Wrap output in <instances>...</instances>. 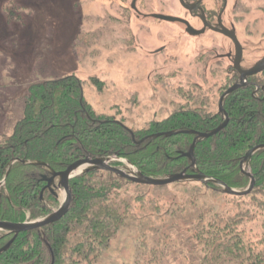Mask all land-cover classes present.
<instances>
[{"label": "trees", "instance_id": "trees-1", "mask_svg": "<svg viewBox=\"0 0 264 264\" xmlns=\"http://www.w3.org/2000/svg\"><path fill=\"white\" fill-rule=\"evenodd\" d=\"M90 81L102 90L97 79ZM81 85L79 79L69 76L29 87L22 119L11 135L0 138V184L4 180V186L0 187L1 222L25 223L50 214L59 202L48 192L40 200V191L46 185L42 177L62 172L86 157L116 156L151 178L194 170L229 188L238 191L247 188L249 179L241 174L240 161L248 150L264 144V100L260 103L253 98L252 88L236 90L228 96L223 105L229 117L227 126L215 136L197 142L195 168L190 169V161L182 154L188 151L193 135L154 140L147 137L170 131L208 133L215 129L221 119L198 89L182 93L185 103L178 105L169 118L130 132L122 121L96 115L84 102ZM142 139L145 141L137 145ZM12 160L18 162L6 175ZM20 161L40 162L46 167L23 165ZM112 165L122 166L121 162ZM249 174L255 185L244 197L222 195L213 184L191 183L212 194L230 197L234 203L230 209L200 211L195 223L194 220L187 223L193 226L187 233L193 236L189 240L199 257L194 261L186 258L184 264H264V150L253 155ZM69 186L73 199L68 213L43 228V234L37 231L18 234L9 248L0 253V264L89 262L108 246L127 220L131 203L122 197L120 190L126 186L148 187L108 172L80 175ZM143 194L136 195L140 199ZM43 235L50 246L52 261L42 242ZM180 236L184 238V233ZM11 238V234L0 232V249Z\"/></svg>", "mask_w": 264, "mask_h": 264}, {"label": "rangeland", "instance_id": "rangeland-1", "mask_svg": "<svg viewBox=\"0 0 264 264\" xmlns=\"http://www.w3.org/2000/svg\"><path fill=\"white\" fill-rule=\"evenodd\" d=\"M215 1L220 7L221 0H207L206 7L213 8ZM131 2L0 0V138L11 135L22 119L30 86L69 76L82 82V98L96 115L122 121L130 132L166 119L176 103L184 104L180 91L186 83L199 84L217 112L224 67L204 75L202 58H211L213 48L226 52L229 43L211 33L192 39L178 24L139 17ZM136 8L142 15L184 18L196 26L178 0H138ZM226 12L244 49L243 66L251 67L264 56V0H227ZM91 79L102 84L101 91ZM120 193L131 203L126 222L95 258L78 264L194 261L199 255L187 223H195L200 211L230 209L234 203L191 183L126 186ZM62 198L59 191V204Z\"/></svg>", "mask_w": 264, "mask_h": 264}, {"label": "water", "instance_id": "water-1", "mask_svg": "<svg viewBox=\"0 0 264 264\" xmlns=\"http://www.w3.org/2000/svg\"><path fill=\"white\" fill-rule=\"evenodd\" d=\"M135 1H133L131 5V9L134 11H137L135 8ZM178 1H179V4L184 9L188 11L192 9L191 7L187 6L183 0H178ZM150 18L158 20V21L167 22V23H183L186 25V32L192 36L194 35L197 36L203 33V31L196 32L186 22L176 17L164 16L160 14H152L150 15ZM232 32L233 33H231V35L229 34L227 35L234 42L236 53L239 54L240 47L235 38L234 31ZM222 33L226 34L225 31H223ZM237 69L240 75L238 82L234 84L232 87H230L229 89H227L218 100V114L221 117L222 121L215 129L211 130L208 133H198L194 131H170V132L150 135L147 137V139L154 140L158 137L169 138V137L176 136L179 134L193 135L194 138H193V141L188 151L182 154V156L187 158L190 161L189 168L194 169L195 168L194 148L197 142L206 140L208 138L215 136L217 133L222 131L227 126L229 119L223 108V104L226 98L229 95H231L233 92H235L236 90L246 87V77L256 75L257 73H259L260 71L264 69V58L260 62L256 63L254 67L249 69L248 71L243 72L239 68ZM144 140L145 139H142L136 144L140 145ZM261 150H264V144L255 146L251 148L250 150H248L243 156L242 160L240 161V164H239L240 172L242 175L246 176L249 179V184L247 188L242 191L229 188L227 185H225L221 181L211 178L209 176H206L202 173H195L194 170H192V173H187L186 170H184L177 174L167 175L164 178H151V177L144 176L139 171H137L131 164H129L127 161L122 160V159H117L116 156H108V157H101V158H95V159L86 157V158L77 160L76 162L69 165L64 171L58 172V173L51 172L49 177L44 176L41 179L43 182L46 183L45 187L42 188V190L40 191L39 198L41 201H43V196L46 191H48L55 198H57V191L63 192V198L57 210L51 212L50 214H48L47 216L41 219L31 221V222L13 224V223L0 221V232L12 235V238L9 240V242L2 249H0V253L5 252L9 248V246L13 243V241L15 240L18 234L35 231V230L41 231L43 228L48 227L54 224L55 222L59 221L61 218H63L68 213L70 204L73 199L70 186H69V182L72 179L80 175L91 173V172H108L120 179H124L128 181L129 183L140 185V186H148V187H166L172 184H180V183H199L204 186H206L207 184H213L218 187L217 191L222 195H227V196H232V197H244L251 193L255 185V180L249 174V171H248L250 161L253 155ZM16 162H18V160H12L8 164V170H7L6 175L9 173L12 165ZM20 162L23 165L46 167L44 163H40V162H36V163H29V162H24V161H20ZM113 162L123 163L125 165L124 169H119L115 166H112L111 163ZM2 186H4V180L0 184V187ZM42 242L45 248L47 249L51 257V261H52L53 259H52L51 249L44 235H43Z\"/></svg>", "mask_w": 264, "mask_h": 264}, {"label": "flooded vegetation", "instance_id": "flooded-vegetation-1", "mask_svg": "<svg viewBox=\"0 0 264 264\" xmlns=\"http://www.w3.org/2000/svg\"><path fill=\"white\" fill-rule=\"evenodd\" d=\"M133 1H135V0H132L131 5H132ZM183 1L187 6L191 7L192 9L190 11H188V10L184 9L180 4L179 5L188 14V17H190V19L196 24V26L193 27L192 22L190 20H187L184 18L182 19L179 17H176V18H179L180 20L186 22L196 32L203 31V33L200 35H197V36L196 35L192 36L186 32V25L185 24H183V23H169V24L180 25L183 28L184 33L192 39H199L202 36H204L208 33H211V34H214L216 36L223 38V40L228 42L230 45L229 49L226 52L225 51L224 52H218V51L216 52L215 48H213V50L208 52V55H210L211 58L209 56L202 58V60L206 59L204 67H203V74L204 75H206L208 70L211 68L218 69V67H224L223 78L226 79L227 82L224 81V83H222L219 86V88H221V89L224 88V91L221 93V95H222L227 89H229L230 87H232L234 84H236L238 82L240 75L238 73L237 68H239L243 72L248 71L249 69L253 68L256 63L263 60L264 56L262 58H260L259 60H257L251 67L244 68V66H243V57H244L243 46L240 44V42L237 38V33H236V30H235L233 23L230 21V19L226 18L227 17L226 16L227 15V12H226L227 0H221L220 7L216 5V1H215L214 7H216V8L213 7L211 9L206 7V1L207 0H183ZM137 2H138V0L135 1V8H136ZM178 3H179V1H178ZM131 5H130V9H131ZM136 10H137V8H136ZM134 12L137 14V16L142 17V18L144 17L145 19L150 17V15L140 14L138 12V10L134 11ZM159 22H163V21H159ZM165 23H167V22H165ZM196 27H198V28H196ZM223 31H225L226 34H223L222 33ZM232 31H234L235 38H236V40L239 44V47H240L239 48V54L236 53V48H235L234 42L227 35V34L231 35V33H233ZM161 50H163V49H161ZM178 88H183V87L178 86ZM198 88H201L199 84H196V83L195 84H192V83L188 84V83H186L185 88H183L185 90L181 89L180 92L182 94L185 91L186 92L190 91L189 89H198ZM250 88L253 89L251 96L253 98H256L258 102H260V103L263 102V100H264V69L262 71H260L259 73H257L256 75L246 77V87L242 88L241 90H247ZM238 90H240V89H238ZM221 95H220V97H221ZM173 105H175V104H173ZM176 105L178 107V105H181V103H176ZM172 114H173V112L167 118H169ZM216 114L219 116L218 104H217ZM220 119H221V117H220ZM228 119H229V117H228ZM221 121H222V119H221ZM37 232L42 233V231H37Z\"/></svg>", "mask_w": 264, "mask_h": 264}]
</instances>
